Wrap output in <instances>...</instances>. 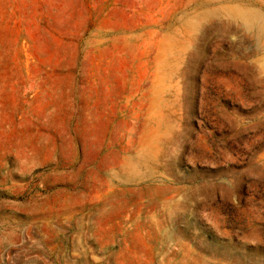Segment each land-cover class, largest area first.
I'll return each mask as SVG.
<instances>
[{
	"label": "rangeland",
	"instance_id": "obj_1",
	"mask_svg": "<svg viewBox=\"0 0 264 264\" xmlns=\"http://www.w3.org/2000/svg\"><path fill=\"white\" fill-rule=\"evenodd\" d=\"M0 264H264V0H0Z\"/></svg>",
	"mask_w": 264,
	"mask_h": 264
}]
</instances>
